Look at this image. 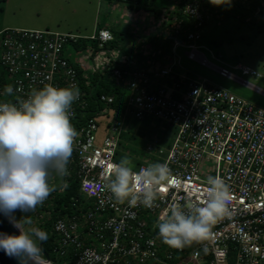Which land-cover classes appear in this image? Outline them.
<instances>
[{"label": "built area", "instance_id": "obj_1", "mask_svg": "<svg viewBox=\"0 0 264 264\" xmlns=\"http://www.w3.org/2000/svg\"><path fill=\"white\" fill-rule=\"evenodd\" d=\"M184 12L195 21V28L185 41L175 40L174 51L187 47L189 59L207 65L209 62L196 46L206 19L203 8L193 1ZM79 39L84 38L48 31L2 32L1 62L13 80V102L16 97L27 98L33 89L44 84L79 88L78 71L66 53L67 45ZM113 39L108 30H100L90 38L98 41L100 49ZM115 61L116 58L107 56L100 62L108 69ZM155 66L151 63L147 68L134 70L126 82L132 93L129 107L137 120L152 117L176 129L175 142L160 163L168 164L177 183L164 186L153 208L119 204L110 193L101 190L107 165L116 162L123 124L112 125L98 145L97 121H78L77 107L84 109L80 92L71 109V123L79 133L71 159L78 168L82 193L95 201V211L88 214L85 222L89 224L90 237L98 244L85 245L77 218L59 220L54 226L61 237L57 253L65 256L68 249H73L74 264H232L231 258L233 264H264V110L206 80ZM238 69L244 76L256 75L247 67ZM112 71L121 82L122 70ZM219 71L222 77L231 76L226 69ZM162 79H169V83L161 84ZM113 100L110 96L101 97L108 105ZM157 146L158 142L147 145L146 152L154 153ZM205 162L212 163L215 170H203ZM150 164L153 163L144 162L134 171ZM216 175L229 185L230 215L219 220L202 242L183 249L163 243L156 226L159 217L170 204L184 206L190 200L202 198L206 178Z\"/></svg>", "mask_w": 264, "mask_h": 264}, {"label": "rangeland", "instance_id": "obj_2", "mask_svg": "<svg viewBox=\"0 0 264 264\" xmlns=\"http://www.w3.org/2000/svg\"><path fill=\"white\" fill-rule=\"evenodd\" d=\"M178 1L158 0L157 5L165 16H169ZM194 1L206 4L208 12L214 8L221 12L215 16V20L214 15H207L212 24L205 27L203 38L196 43L199 52L209 62L207 65L189 59L187 53L190 50L187 47L174 51L173 37L180 28L175 20L170 22L164 15L160 17L154 13L129 10L118 0H0V34L6 30H33L86 39L85 43H77L76 47L67 45L66 53L71 65L81 71V80L87 87L93 85L92 79L96 74L104 71L105 66L100 61L112 56L138 68H147L153 63L157 68H172L175 74L187 73L193 79L206 80L264 110V0H253L260 4L256 8L250 1L242 0L240 5L245 9H238L239 12L235 14H229L224 8L226 5L235 7L239 0H230L220 6L211 4L210 0ZM141 6L144 7V1ZM169 22L173 24L172 27ZM100 30H109L118 39L119 48L110 49L109 53L99 48L98 41H91L90 38ZM158 33L164 41L161 42L162 50L155 54L151 46L141 44ZM120 34H124V37L121 38ZM171 39H174L172 43ZM240 66L251 69L256 75H242L238 69ZM220 69L228 70L231 76L222 77ZM7 80L13 81L9 75ZM129 94H132L131 90ZM126 120L131 131L123 130L126 134L121 132L119 135L122 146L116 162L124 156L134 158V165L138 161L149 164L164 160L177 137L176 129L152 117H147L143 122L134 120L133 116H128ZM101 122L98 145L106 136L107 119L102 118ZM134 133L136 140L131 142ZM154 142H158V148L152 154L147 153L146 146ZM209 167L215 170L212 163L203 164V170ZM54 178L55 174L50 181H54ZM97 244L92 238L91 245ZM68 262L67 257L54 264ZM231 262L233 264L234 259Z\"/></svg>", "mask_w": 264, "mask_h": 264}, {"label": "clouds", "instance_id": "obj_3", "mask_svg": "<svg viewBox=\"0 0 264 264\" xmlns=\"http://www.w3.org/2000/svg\"><path fill=\"white\" fill-rule=\"evenodd\" d=\"M229 2L210 0L216 6ZM13 92L12 85L5 86V97ZM79 96L75 85L44 84L27 98L0 100V212L18 229V234L0 233V249L19 264H46L41 244L48 233L31 226V217L16 219L15 213L35 211L55 190L50 183L53 174L61 178L69 174L67 166L79 135L71 123V109ZM134 168L128 156L109 163L101 190L119 204L153 208L164 186L177 183L167 163H153L138 171ZM205 183L202 198L184 206L170 204L159 217L158 236L166 245L183 249L202 242L219 220L230 215L229 185L220 175L208 176Z\"/></svg>", "mask_w": 264, "mask_h": 264}, {"label": "trees", "instance_id": "obj_4", "mask_svg": "<svg viewBox=\"0 0 264 264\" xmlns=\"http://www.w3.org/2000/svg\"><path fill=\"white\" fill-rule=\"evenodd\" d=\"M122 2L127 9L129 10H135V11H143L146 13H154L157 16H163L164 12L159 9L157 3L158 0H118ZM144 1V7L142 8L141 5H143ZM194 0H179L177 7L174 8L172 11H170L169 16H165L164 18H168L170 22L176 21V24H180L181 28L178 35H174V39H179L181 41H185L186 35L190 33V31L194 30L195 21L192 20L188 15L185 14V7L188 3L193 2ZM235 1V0H234ZM252 5H255L256 7H260L259 3H256L253 0H248ZM240 2L242 0H239V3L233 7L232 5H226L224 10L229 12V14H235V12H239L238 9L244 10L245 8L240 5ZM201 4V3H200ZM212 6V5H211ZM201 7L203 8V11L205 13L206 19L205 24L202 29V37L204 35V29L206 26H210L212 24V21L208 19L207 15L212 14L215 16L220 15V11H216L217 9H213L212 11H207V5L201 4ZM210 7V5L208 6ZM237 7V9H236ZM211 9V7H210ZM169 26L172 27V23ZM120 37H124V34H120ZM161 34H156L153 37L147 39L146 41H142V46L148 47L151 46V49L155 51V54H158L160 50H162L163 42L161 38ZM171 39V43L172 40ZM200 39V40H201ZM118 39L114 37L113 41L106 44L105 48L102 49L103 51H107L110 53V49H118ZM199 40V41H200ZM86 39H79L76 43L73 44L74 47H76V44L78 43H85ZM198 41V42H199ZM95 42V41H93ZM1 46V43H0ZM109 46V47H108ZM1 55L2 50L0 47V100H3L5 98L9 100H14V95L10 97H5L4 88L6 85H13V81L7 80V75L10 76L8 70L6 67L2 65L1 62ZM112 68H119L123 72V80L121 82H118L116 78L114 77ZM143 69L138 68L132 65L130 62L122 63L120 60L116 59V61L113 63V66L111 68H105L102 73L96 74L93 79V85L87 87L84 83V81L81 80V71H78L79 74V91L83 94L82 102L84 104V109L80 106L77 107V114H78V121L80 124H83L85 120L88 119H95L98 123V126L101 128V119L106 118L107 119V126L105 128V131L107 132L108 129L112 125H116L118 123L123 124V130H127L128 133L131 131V126L129 127L125 120L128 118V116H133L131 113V108L129 107V99L131 97L130 90L127 87V81L131 77L134 70ZM169 83V79H162L160 80V83ZM110 96L112 97L113 103L112 104H105L101 101L102 96ZM134 118V117H133ZM134 120H137L134 118ZM145 120V119H144ZM143 120V121H144ZM127 121V120H126ZM140 121V120H137ZM142 121V122H143ZM141 122V121H140ZM124 124L125 126L124 128ZM79 124H77V127ZM122 134H126L122 132ZM136 140V134H132L131 142ZM159 145V144H158ZM122 146L121 140L119 142V148ZM158 148V146L156 147ZM118 150L116 152V158L118 156ZM164 153V152H163ZM115 158V160H116ZM132 160L134 158H131ZM73 158L70 159L68 167L69 174L63 178L58 177L55 175L56 178H54V181H50V183L55 187V190L49 195V197L44 201L42 205H38L35 211L28 212V213H21L17 211L15 213V218L20 219L22 215L31 217L32 219V225L33 227H38L48 233V239L47 241L43 242L41 244L43 252L48 256L50 259L51 264L56 263L57 261H61V259H66L68 257L69 262L68 264H74L75 262V255L73 249H68V252L65 256H61L57 253L59 250V247L61 246V237L58 233L55 232L54 226L59 220H71L73 218H77L78 222L80 224V230L79 233L81 235V239L84 241L86 246L91 245V240L87 237H90L88 226L89 224L85 222L86 217L90 212L95 211V201L93 199L88 198L86 195H84L81 191V183L77 178V165L74 163ZM138 161V160H136ZM118 162V161H117ZM144 162L138 161L136 162L135 167H139ZM67 185L66 187L64 185ZM86 197V198H85ZM149 221V220H148ZM233 256V254H231ZM44 256V255H43ZM231 256V257H232ZM45 259V256H44ZM233 258H231L232 260ZM230 260V263H232ZM152 264V263H149Z\"/></svg>", "mask_w": 264, "mask_h": 264}, {"label": "water", "instance_id": "obj_5", "mask_svg": "<svg viewBox=\"0 0 264 264\" xmlns=\"http://www.w3.org/2000/svg\"><path fill=\"white\" fill-rule=\"evenodd\" d=\"M0 233H8V234H18V229H16L12 223H10L9 219L4 216L2 212H0ZM45 256L46 264H51L48 256L43 252ZM0 264H19V260L15 257H10L5 254V252L0 249Z\"/></svg>", "mask_w": 264, "mask_h": 264}, {"label": "crops", "instance_id": "obj_6", "mask_svg": "<svg viewBox=\"0 0 264 264\" xmlns=\"http://www.w3.org/2000/svg\"><path fill=\"white\" fill-rule=\"evenodd\" d=\"M87 238L91 240V237H87Z\"/></svg>", "mask_w": 264, "mask_h": 264}, {"label": "snow or ice", "instance_id": "obj_7", "mask_svg": "<svg viewBox=\"0 0 264 264\" xmlns=\"http://www.w3.org/2000/svg\"><path fill=\"white\" fill-rule=\"evenodd\" d=\"M175 183V182H174ZM164 189H162V191H163Z\"/></svg>", "mask_w": 264, "mask_h": 264}]
</instances>
